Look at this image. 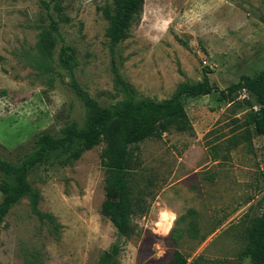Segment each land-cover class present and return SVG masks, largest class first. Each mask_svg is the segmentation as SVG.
Returning a JSON list of instances; mask_svg holds the SVG:
<instances>
[{"label": "rangeland", "instance_id": "rangeland-1", "mask_svg": "<svg viewBox=\"0 0 264 264\" xmlns=\"http://www.w3.org/2000/svg\"><path fill=\"white\" fill-rule=\"evenodd\" d=\"M40 1L49 0H0V160L13 166L36 134L83 127L87 109L76 89L112 109L120 81L135 101L158 102L204 72L223 90L264 67V0H143L138 23L113 51L95 10L105 0H54L47 10ZM157 17L172 22L154 44ZM64 44L77 60L70 74L57 65ZM217 95L181 97L191 129L170 127L138 145L129 181L145 208L132 218L137 235L120 237L99 213L101 141L74 161L61 163L57 151L28 169L30 193L0 224V264H102L113 245L116 255L103 264H171L175 251L187 263L249 264L238 255L264 193L261 139L245 124L256 106L244 91L232 103ZM0 182L13 184L12 174L0 171ZM172 211L171 232L152 231Z\"/></svg>", "mask_w": 264, "mask_h": 264}, {"label": "trees", "instance_id": "trees-1", "mask_svg": "<svg viewBox=\"0 0 264 264\" xmlns=\"http://www.w3.org/2000/svg\"><path fill=\"white\" fill-rule=\"evenodd\" d=\"M51 1L54 0L40 2L47 10ZM142 3L143 0H105L103 5H95V10L100 12L107 23L105 35L112 51L127 37L129 29L138 23ZM262 23L264 25V18ZM49 27L53 32L57 31L56 23L50 16ZM57 65L69 74L72 73L77 65L72 47L66 44L60 46ZM120 84L122 99L112 109L97 106L76 89L77 96L87 109L82 128H77L74 122H70L57 135L46 131L36 134L28 148L24 152L22 150L18 156L20 158L17 166L0 160V171L12 174L14 180L13 184L0 182V224L9 208L22 196L30 193L26 181L29 168L43 163L49 155L57 151L64 155L61 163L74 161L103 141L105 147L101 159L104 166V186L99 213L108 220L120 237L127 239L137 235L132 218L137 213H144L145 208L140 205L139 195L134 196L129 185L131 173L136 166L135 151L141 142L161 136L170 127L179 132L191 129L181 97L203 96L215 91L218 101L232 103L233 95L244 91L252 98L253 106H256L255 112L249 115L245 124H251L254 133L260 137L264 159V67L253 77L240 76L236 83L223 90H216L204 72L199 82L181 84L170 98L158 102L150 99L135 101L132 88L122 81ZM245 105L250 104L245 102ZM258 202L260 212L245 229L246 243L238 255L241 260L248 259L249 264H264V193ZM116 253L117 247L111 246L103 254L100 263L107 262ZM171 264L194 262L187 263L175 251Z\"/></svg>", "mask_w": 264, "mask_h": 264}, {"label": "clouds", "instance_id": "clouds-1", "mask_svg": "<svg viewBox=\"0 0 264 264\" xmlns=\"http://www.w3.org/2000/svg\"><path fill=\"white\" fill-rule=\"evenodd\" d=\"M145 19H147V16H145ZM171 22V17L167 19H164L162 17L156 18L155 22L151 25V31L159 33V35H150V40L152 43L158 44L160 42V40L163 38V35L167 33L168 26L171 24ZM167 217V221L164 224H162L160 220L157 219V221L153 225L152 231L157 234L167 236L171 232L172 227L175 224L177 214L172 211L167 214ZM160 255L163 256V252H161Z\"/></svg>", "mask_w": 264, "mask_h": 264}]
</instances>
